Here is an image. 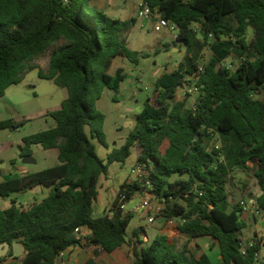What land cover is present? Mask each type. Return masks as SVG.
Instances as JSON below:
<instances>
[{
  "label": "trees",
  "instance_id": "16d2710c",
  "mask_svg": "<svg viewBox=\"0 0 264 264\" xmlns=\"http://www.w3.org/2000/svg\"><path fill=\"white\" fill-rule=\"evenodd\" d=\"M92 1L0 0V98L34 70L40 79L68 91L61 107L47 114L56 125L24 137L21 150L25 158L32 156L34 145L58 148L60 164L0 184L4 198L37 187L51 191L28 210L13 201L0 211V245L9 244V256L22 264H60V253L82 245L78 228L90 232L88 244L109 254L129 244L127 228L133 215L95 216L93 204L109 165L125 163L136 147L137 163L150 170V192L167 201L163 217L179 220L180 233L188 240L177 251L175 242L160 234L140 252L134 251L133 264H215L190 247L201 237L218 243L222 257L218 264H255L260 245L243 251L244 214L239 202L232 205L228 187L235 169L252 172L264 209V100L255 99L264 91V0H144L177 25L176 41L187 53L177 69L157 79L155 102L147 98L125 144L105 160L94 143L109 148L106 117L97 103L106 88L118 93L127 78L123 68L110 73L113 61L123 57L138 64L147 55L127 45L136 19L112 18ZM194 23L201 25L202 39ZM250 28L252 42L247 40ZM52 46L44 71L34 62ZM207 46L212 57L201 67ZM231 56L239 60L234 70L223 66ZM188 78H194L199 89L196 111L186 108V100L176 101L178 88L191 82ZM24 123L3 120L0 131L17 130ZM217 137L221 147H210ZM166 141L169 146L163 152ZM177 174L187 177L170 182ZM145 189L125 183L113 207L121 195H126L127 203ZM169 196L175 201H168ZM15 243L22 246V257L15 256ZM85 264L96 262L91 258Z\"/></svg>",
  "mask_w": 264,
  "mask_h": 264
},
{
  "label": "rangeland",
  "instance_id": "374dc122",
  "mask_svg": "<svg viewBox=\"0 0 264 264\" xmlns=\"http://www.w3.org/2000/svg\"><path fill=\"white\" fill-rule=\"evenodd\" d=\"M141 2L142 0H112L113 7H115L119 13L117 19L135 16L138 5ZM140 21L138 22L136 30L131 35L129 45L132 50L146 54L147 56L140 58L138 64H133L123 57L117 58L111 67L110 73L115 74L118 68H123L127 74V78L121 84L118 93L106 88L101 99L97 103L98 109L106 117L104 130L111 151L120 148L125 144L127 137L137 125L138 115L143 110L147 98H150L152 103L155 102L157 97L155 91L157 79L162 74L170 73L177 69L187 53L185 46L174 39L173 35L175 32H156L154 30V23L151 21H146V28L142 29L140 28ZM192 27L197 32L198 37L202 39L201 25L194 23ZM253 38L254 32L250 28L247 31L248 42H252ZM54 48L55 46L51 47L50 51L46 52L34 62L44 71H47L48 69L50 54ZM211 57L212 51L210 47L207 46L203 52L201 67L206 65ZM228 62L229 63H226L225 67L229 66L228 64H231L230 68L234 70L239 63V60L229 59ZM187 80L191 82L183 84L178 88L176 101L186 100V108L193 109L198 101L199 95H187V89L195 85V79L188 78ZM52 86L57 88L65 96L59 97L53 93L51 91ZM67 97V89L55 86L51 81L40 79L38 72L35 70L29 72L24 81L21 84L14 86L12 91L8 93L6 97L0 98V121L7 119H12L16 122L25 121L24 125L21 126L18 131L5 130L0 132V169H5L7 167L11 168V160L13 158H17L20 166H25L23 162L24 159L17 156L20 141L26 136L54 127L56 125L55 120L45 113L48 114L51 110H57L60 108L63 98ZM115 97H117L118 101L114 100ZM255 99L264 100V91L257 94ZM9 142L14 143V148L12 150L4 149L5 144ZM94 143L99 157L102 159L105 158L104 154L107 148L103 147L96 140ZM168 146L169 142H164L162 145V151L166 152ZM210 147H221L220 139L218 137L213 138L210 142ZM33 158L36 159L37 162L26 166L35 173L60 164L56 152H47L41 146L34 149ZM137 158L138 151L137 148L134 147L131 156L125 163L115 162L109 165L107 175L100 177L98 185L99 194L97 200L93 204V207L98 214H105L104 212L112 207L116 199L119 197L122 185L130 182L131 170L137 163ZM242 171L248 172L251 178L254 177L252 172L246 170ZM186 177L187 175L181 176L177 174L170 178L169 181L174 182L175 180ZM231 181L232 179L230 182ZM240 183L244 190L249 187V184H246V182L241 181ZM257 185V182H254L251 187H257ZM139 202V194H136L131 201L126 203L125 212L129 211L133 215V219L127 228V239L133 236L137 225L141 224L145 226L147 223L140 214L135 212V208ZM231 203L234 205L238 203V200H232ZM152 214L154 213H149V215ZM156 225L157 224L149 223L146 225L148 226L147 235L150 241L146 244L143 243V246L139 247L140 249L148 246L156 238L158 235L155 229ZM138 240L139 238L136 239L135 243H137ZM186 243V237L177 239V241H175L176 250H182ZM190 247L194 251V248L192 246ZM195 251L196 252L194 253L199 252L198 249Z\"/></svg>",
  "mask_w": 264,
  "mask_h": 264
},
{
  "label": "crops",
  "instance_id": "0c3cea01",
  "mask_svg": "<svg viewBox=\"0 0 264 264\" xmlns=\"http://www.w3.org/2000/svg\"><path fill=\"white\" fill-rule=\"evenodd\" d=\"M92 5L99 8L100 10L105 11L112 18L118 17L117 15L119 13L116 10V8L113 7L112 0H93ZM139 5H138L137 13L135 16H131L130 18H120L121 20H130V19L134 18L137 21L135 26L133 27V29L127 35V45L129 46V48H130L129 41H130L131 35L136 30L138 22L140 20L144 21V22L140 21L141 22L140 28H142V29L146 28V24H145L146 20H143V19L139 18V16H138ZM60 44H63V43L60 42ZM114 61H113V63H114ZM51 82H53V81H51ZM14 86H17V85H13V86L9 87L7 89L4 97H6L7 94L12 91ZM51 91L53 93H55L56 95H58L59 97L65 96L63 93H61L57 88H55L53 86L51 87ZM65 99L66 98H63L62 102ZM60 107H61V105H60ZM51 111H54V110H51ZM45 114L47 115V113H45ZM18 130L19 129L15 130V131H18ZM3 131H5V130H3ZM22 147H23V139H22V141H20L19 152H17V156L19 158H21ZM39 147H40V145L32 146V156L21 158V159H24L23 162H24L25 166H20L18 164L17 158H13L11 160V163H12L11 168L7 167L5 169H0V184L4 183L6 181L12 180V179L20 178V177H23L25 175L35 173L26 165H32V164H35L37 162V160L33 158L34 157V149L35 148L37 149ZM13 148H14L13 142H9V143L5 144V146H4V149H8V150H12ZM46 151L47 152H56L57 158L59 159V157H58L59 156V149L58 148H53V149H49ZM110 152H111V150L109 148H107L106 152L104 154V157L106 158ZM14 157H16V156H14ZM105 158H103V159L105 160ZM230 177L232 179V181L229 183V187H228L230 201L238 200V202H239L240 200L246 199V198L257 199L260 196L261 191H260L258 185H257V187H254V186L251 187L253 185V183L257 182V181H256L255 177L251 178L250 175L248 174V172L242 171L240 169H235L231 173ZM241 181L246 182V184L247 183L249 184V187H247L246 190H244L242 188L241 183H240ZM50 191H51V189L48 187H37V188L31 189L25 193H14L10 197H6V198L0 197V211H4V210L10 208L12 206L13 201L16 202L17 207H19L21 210H28L29 208H31V206L34 203H39V202L43 201L49 195ZM135 196H136V194L134 195V197ZM112 207H110L104 213L106 214L107 212H109L110 209H112ZM128 212H124V215H126ZM129 213H131V212H129ZM94 214H95V216H101V214H98L95 211V209H94ZM141 217L143 218V216H141ZM242 218L246 223V227L243 229V232H242L243 233V242H245L247 244L255 242V243L260 245V251L258 253V258H257V261L255 262V264H264V218H258V217H254L253 215H245V214L243 215ZM179 223H180L179 220L169 221L167 219L158 217V218H156L155 222L151 223V224H157L155 229H156L158 235L165 234L175 242V241H177V239L185 237V236L181 235V233H180V230L178 228ZM147 224L148 223H146V225ZM146 225L145 226H143L141 224L137 225L136 226L137 228L135 230V231H138L137 236L135 234H133V236L131 238H128L129 244H127L126 246H124L120 249L115 250L114 252H112L110 254L103 252L100 247L89 245V244L88 245L82 244L79 246H73V247L68 248L65 251L64 256L60 259V264H85L91 258H93L95 260L96 264H133L134 259H135L134 251L140 252L141 249L139 247L143 246V243L146 244V243H149V241H150V239L147 235L148 226H146ZM135 231H134V233H135ZM245 231H246V233H245ZM88 233H90V232H88L87 230L83 231V236H88ZM143 234H145L147 236V239H148L147 242L142 241V235ZM138 238L142 242V244H139L138 241H137V243H135L136 239H138ZM187 240H188V238L186 237V241ZM18 245H20V244H18ZM135 246H136V248H135ZM190 246H192L194 248L193 252H196L195 250L198 249L199 252L195 253V254H197V256H200L201 254L204 253L215 264L220 263L222 260L218 243L212 241V239L209 237H201V238L192 240L190 242ZM20 247H21V256L20 257H22L23 256V248L21 245H20ZM10 250H11V247H9V249L3 248V247L0 248V257L4 258L0 264H22L20 259H16L14 257L9 256ZM95 252H97V255L95 254Z\"/></svg>",
  "mask_w": 264,
  "mask_h": 264
},
{
  "label": "built area",
  "instance_id": "2783aa9c",
  "mask_svg": "<svg viewBox=\"0 0 264 264\" xmlns=\"http://www.w3.org/2000/svg\"><path fill=\"white\" fill-rule=\"evenodd\" d=\"M138 16L139 18L143 20L153 22L154 30L156 32H162V31H167L170 33L175 32L173 37L175 40H177V34H178L177 25L165 19L162 16V13L159 12L158 9L151 8L149 4L146 3L144 0L139 5ZM229 59H234V58L233 56H231ZM229 59L223 62V66H226V63H229L228 62ZM228 65L229 66L227 67L230 68L231 64H228ZM187 93H186L187 95H191V94L198 95L199 89L195 86L189 87L187 89ZM193 110L196 111V105L193 108ZM248 166L252 167V164L248 163ZM149 176H150V170L148 168V165L136 163L135 166L131 170L130 182L128 183L131 185L138 183L141 187H146V189L143 192L136 193V194H139L140 196V202L136 206L135 212L143 216V218L147 221V223L151 224V223H154L156 218L158 217L164 218L163 214L166 208L167 201L166 199H159L156 195L150 192L153 186L149 180ZM193 191H197V193H199V195L202 196V193L199 192L196 187L193 188ZM125 200H126V195L124 194L121 195L117 205L113 207V210H110L109 212H107V214L110 217H112L114 213L116 212H123L124 214L125 209H126ZM168 201L172 202V201H175V199L173 198V196H169ZM239 205L242 209L243 214L253 215L254 217H258V218H264V209L261 208L257 199L255 198L242 199L239 201ZM150 212H153L154 214L149 215ZM169 221H173V220H169ZM83 231L85 230L80 229V228L76 229V233L78 234V238L82 241V244L88 245V242L86 241L87 236H83ZM142 241L143 242L148 241L147 236L145 234L142 235ZM253 245H257V243L253 242V243L247 244L244 242L243 251H245V249L247 248L252 247ZM64 253L65 252L60 253L59 259H61L64 256ZM257 258H258V254H256V261H257Z\"/></svg>",
  "mask_w": 264,
  "mask_h": 264
},
{
  "label": "water",
  "instance_id": "95a60500",
  "mask_svg": "<svg viewBox=\"0 0 264 264\" xmlns=\"http://www.w3.org/2000/svg\"><path fill=\"white\" fill-rule=\"evenodd\" d=\"M2 247L9 249L10 246H9V244L4 243V244H1L0 245V248H2ZM13 251H14L15 256H17V257H20L21 256V247L17 243H15L13 245Z\"/></svg>",
  "mask_w": 264,
  "mask_h": 264
}]
</instances>
